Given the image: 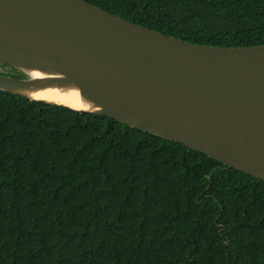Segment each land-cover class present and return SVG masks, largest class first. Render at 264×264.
I'll return each instance as SVG.
<instances>
[{
	"label": "trees",
	"instance_id": "obj_1",
	"mask_svg": "<svg viewBox=\"0 0 264 264\" xmlns=\"http://www.w3.org/2000/svg\"><path fill=\"white\" fill-rule=\"evenodd\" d=\"M84 1L193 44L264 45V0ZM218 167L0 91V264H264V181Z\"/></svg>",
	"mask_w": 264,
	"mask_h": 264
},
{
	"label": "water",
	"instance_id": "obj_2",
	"mask_svg": "<svg viewBox=\"0 0 264 264\" xmlns=\"http://www.w3.org/2000/svg\"><path fill=\"white\" fill-rule=\"evenodd\" d=\"M0 67L24 76L0 74L2 92L107 117L264 181V45L193 44L84 0H0Z\"/></svg>",
	"mask_w": 264,
	"mask_h": 264
},
{
	"label": "rangeland",
	"instance_id": "obj_3",
	"mask_svg": "<svg viewBox=\"0 0 264 264\" xmlns=\"http://www.w3.org/2000/svg\"><path fill=\"white\" fill-rule=\"evenodd\" d=\"M0 74L5 75V76H9V77H13V78H18V76H19L15 72L4 71L3 69H1V67H0Z\"/></svg>",
	"mask_w": 264,
	"mask_h": 264
}]
</instances>
